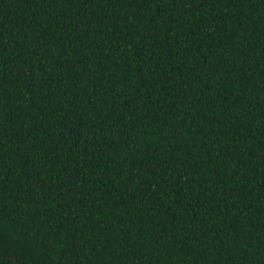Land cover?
<instances>
[{
	"label": "trees",
	"instance_id": "16d2710c",
	"mask_svg": "<svg viewBox=\"0 0 264 264\" xmlns=\"http://www.w3.org/2000/svg\"><path fill=\"white\" fill-rule=\"evenodd\" d=\"M0 264H264V0H0Z\"/></svg>",
	"mask_w": 264,
	"mask_h": 264
}]
</instances>
